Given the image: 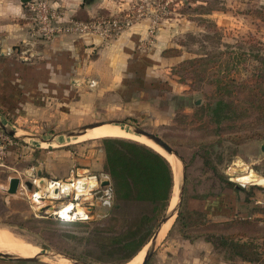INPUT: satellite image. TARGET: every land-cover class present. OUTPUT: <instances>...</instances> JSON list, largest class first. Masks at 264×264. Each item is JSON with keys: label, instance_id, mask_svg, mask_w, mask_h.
I'll list each match as a JSON object with an SVG mask.
<instances>
[{"label": "rangeland", "instance_id": "374dc122", "mask_svg": "<svg viewBox=\"0 0 264 264\" xmlns=\"http://www.w3.org/2000/svg\"><path fill=\"white\" fill-rule=\"evenodd\" d=\"M117 1L124 6L114 13L76 19L88 22L127 17L135 22L148 18L153 27L141 48L146 51L160 29L168 41L163 56L179 55L181 61L173 66L160 60L152 63L149 58V73L137 70L124 77L119 89L99 96L89 93L96 91L97 83L84 78L77 85L72 81L79 75L69 81L39 83L34 92L32 84L18 93L11 92L14 85L10 83L0 89V104L9 111L0 108L3 123L7 131H15L11 136L0 129V145L4 148L0 159V228L40 249L34 260L4 258L35 264H51L46 258H65L72 264H122L128 259L129 247L123 246L120 238L134 225L139 208L118 199L113 189L108 203L100 201L99 192L88 218L70 222L59 220L52 212L70 197L33 200L30 193L42 189L32 184L28 188L25 183L14 194L6 191L9 177L26 179L29 171L26 175L21 172L32 165L37 169L30 172L44 182L50 178L65 180L76 169L105 176L101 138L74 143H66L63 135L55 141L46 139L78 134L81 127L99 121H120L130 131L141 128L160 136L184 159L179 186L169 205V211H176L167 215V229L157 237L154 251L183 231L190 236L234 235V240L241 243V253L264 264V150L260 147L264 143V0ZM48 3L52 5L51 0ZM3 70L8 72L6 67ZM51 72L60 74L61 67H53ZM220 99L223 104L217 108L215 102ZM13 146L22 155L16 161L17 157L12 158ZM243 168L262 178L240 186L236 177ZM108 180L111 183L110 177ZM235 187L240 188L247 206L235 214L234 220L231 216L202 221L189 213V209H195L191 200H204ZM77 201L81 207L86 195ZM180 209L188 216L185 229L176 221ZM150 243L144 245V253ZM1 252L10 253L8 249Z\"/></svg>", "mask_w": 264, "mask_h": 264}, {"label": "crops", "instance_id": "0c3cea01", "mask_svg": "<svg viewBox=\"0 0 264 264\" xmlns=\"http://www.w3.org/2000/svg\"><path fill=\"white\" fill-rule=\"evenodd\" d=\"M51 3L53 7H63L62 11L65 15L74 19L90 18L104 12L114 13L124 6L117 0H51ZM150 23L148 18H141L110 38L105 37L100 31H93L85 34L68 32L45 40L33 33L26 3H22L21 0H0V89L10 83L14 85L11 92L18 93L21 90H28V86L32 84L31 91L34 92L39 83L53 80L69 81L73 75H79L72 81L74 80L77 85L84 78L97 83L96 91L93 90L89 93L99 96L107 90L119 89V83L124 80V77L127 79L137 70H141V73H149L148 64H151L148 61L149 58L152 63L155 60L173 66L179 63L181 61L179 55L163 56L162 51L168 47V41L164 31L160 29H157L155 37L150 40L149 51L141 48L146 44ZM4 67L8 72L3 70ZM53 67H61V73L53 74L51 72ZM15 93L12 95L16 97ZM0 108L2 112H9L8 108L6 109L2 104H0ZM0 121L4 122L1 112ZM11 150L12 158L17 157L15 161L18 160V156H22L18 147L13 146ZM31 157L32 155H28L27 158ZM35 168L37 169L32 165L21 173L26 175L28 171ZM18 178L20 181H26L28 177L26 176V179ZM244 200L239 189L227 188L218 195L190 202H194L192 208L203 210L207 217L214 220L228 219L243 210L247 206ZM0 264L35 263L19 262L0 256ZM146 264L255 263L238 259L226 260L221 253L213 248L210 242L203 238L189 240L175 235L166 239L153 252Z\"/></svg>", "mask_w": 264, "mask_h": 264}, {"label": "trees", "instance_id": "16d2710c", "mask_svg": "<svg viewBox=\"0 0 264 264\" xmlns=\"http://www.w3.org/2000/svg\"><path fill=\"white\" fill-rule=\"evenodd\" d=\"M261 59L264 60V57H261ZM222 104L223 100L220 99L215 102V107L218 108ZM100 138L105 153L107 174L111 179L115 196L139 208V211L135 214L134 225L128 229L127 234L120 238L123 246L129 247L130 250L128 259L122 263L125 264L151 239L166 216L173 197L175 176L168 159L154 148L121 137L108 136ZM180 159L184 160L181 156ZM234 189L238 190L240 188L235 187ZM215 195L218 194L211 196ZM189 210V213L199 216V220L207 221V219H210L203 210ZM235 216L233 215L231 219ZM240 218L246 220L250 217ZM187 219L188 216L180 209L176 221L181 222L182 228L189 225ZM181 236L189 240L203 238L210 242L213 248L221 253L226 260L234 261L238 259L252 263L257 261L238 250L241 243L234 240V235L230 237L225 234L190 236L186 231H183Z\"/></svg>", "mask_w": 264, "mask_h": 264}, {"label": "built area", "instance_id": "2783aa9c", "mask_svg": "<svg viewBox=\"0 0 264 264\" xmlns=\"http://www.w3.org/2000/svg\"><path fill=\"white\" fill-rule=\"evenodd\" d=\"M49 0H29L28 10L30 12V20L32 23V30L38 37L50 40L56 36L63 35L68 32H73L77 34H85L93 31H100L105 37L110 38L115 36L122 29L131 26L135 23L132 18H107L98 19L94 21L84 22L71 17H67L62 10L56 9L51 4L48 3ZM138 21V20H137ZM150 27V30H152ZM4 148L0 145V159L3 158ZM71 176L65 180L56 179H46V187L42 190H33L30 196L33 200L48 198V199H60L62 197H70L65 204L73 203L72 209L68 211V215H64L60 212L61 208L65 205L63 204L52 212L61 221L70 222L73 220H85L90 214V208L94 205L93 200L97 199L95 196L97 193L102 192V196L99 198L101 202L108 203V197L112 190L111 183L103 185L104 180H108L107 174L103 177H98L97 175H90L79 173L76 169L71 170ZM38 176L34 174L28 176V180L32 185L39 187ZM78 179H83L85 182V188L82 192H79L76 188V181ZM63 182L71 184L72 190L70 193L64 194L61 191ZM250 183H239L240 186L246 187ZM24 187V181H20L18 188ZM54 193H59L58 197ZM73 194V197H72ZM86 195V201L80 207L77 201L80 196ZM80 208V211L78 210ZM50 209V208H49ZM52 209V207H51ZM92 209V208H91Z\"/></svg>", "mask_w": 264, "mask_h": 264}, {"label": "bare ground", "instance_id": "6f19581e", "mask_svg": "<svg viewBox=\"0 0 264 264\" xmlns=\"http://www.w3.org/2000/svg\"><path fill=\"white\" fill-rule=\"evenodd\" d=\"M108 136H114V137H123V138H128L132 140H136L138 142L144 143L155 150H157L159 153H161L163 156H165L168 161L170 162L174 176H175V184L173 188V192H176V188H178L179 184V176H180V169H181V162L180 160L172 154H167L165 151H163L158 145H156L154 142H152L150 139L146 138L145 136L141 134L134 133L130 131L125 125L122 124H103L100 126H96L93 128H89L85 130L81 135L77 136L76 138H68L65 139L66 143H74L78 141H84L87 139H95V138H100V137H108ZM64 140V139H63ZM57 142H59L57 140ZM51 143V142H50ZM50 143L43 142L41 143L42 145H49ZM234 171H237L235 169ZM238 175L236 177V180L238 183H250V184H255L258 180H260L262 177L261 175L257 174L253 170H248L246 168L239 169L238 170ZM41 180V179H40ZM39 183L42 184V182ZM44 180V179H43ZM181 183V182H180ZM77 189L79 192H82L85 188V182L83 179H78L76 181ZM46 185H44L42 188L44 189ZM72 190L71 184L67 182H63L61 191L64 194L70 193ZM178 192V191H177ZM59 193H54L55 196L58 197ZM174 195V193H173ZM174 197V196H173ZM73 203H68L65 204L60 212L64 215H68V211L72 209ZM51 209V206L49 207ZM80 211V208H78ZM170 218L167 219L166 222H164L161 226V229L159 231L158 236L164 232L165 229H167V225L169 222ZM161 239V238H160ZM8 249L10 251V254H14L20 257H33L36 254L40 253V249L29 243L24 241L23 239L17 237L16 235L12 234L9 230L5 228H0V252L1 250ZM144 249L145 247L140 250L131 260H129L125 264H141L143 257H144ZM7 253V252H6ZM41 256V255H40ZM51 264H72L69 262V260L65 258H46Z\"/></svg>", "mask_w": 264, "mask_h": 264}, {"label": "water", "instance_id": "95a60500", "mask_svg": "<svg viewBox=\"0 0 264 264\" xmlns=\"http://www.w3.org/2000/svg\"><path fill=\"white\" fill-rule=\"evenodd\" d=\"M28 1L29 0H21L22 3H27ZM112 123L113 124H122L120 121H99V122L88 124V125H85V126L81 127V131L78 134H59V135H54L53 137H51L49 139H46V141L56 140L61 135H63V137L65 139H68V138L72 137L73 135H81L83 132H85V130H87L89 128H93V127L100 126V125H103V124H112ZM0 129H2L3 131L4 130L7 131L6 126L1 121H0ZM131 131L134 132V133H137V134H141V135L145 136L146 138L150 139L152 142H154L156 145H158L167 154L175 155L181 162V159L175 153L173 148L165 140H163L160 136H158V135H156V134H154L152 132H148V131H146L144 129H141V128H133ZM7 132L11 136H15V131L14 130H10V131H7ZM43 140H45V139H43V138L39 139V141H43ZM260 147H261L262 150H264V143L261 144ZM32 174L33 173L29 172L28 175H32ZM40 182H42V184L39 183V182H38V184H39V187L42 188L45 185V182H44V180L42 178H41ZM19 183H20V179L18 177H10L9 178L8 187L6 189L7 193L14 194L17 191V189H18ZM24 183L26 184V186L28 188H31V182L30 181H24ZM108 183H109V180H104L102 184L106 185ZM179 197H180V195H179ZM90 210H91V208H90ZM175 211H176V208H173L170 211H169V208H168L166 216L164 217V219L162 220V222L158 226L157 230L154 232V234L152 235V237L150 239V242H151L150 243V247L145 251V254H144V257H143V260H142L141 264H146L148 262L149 257L154 252L155 242H156V239L158 237V234H159V231L161 229L162 224L164 222H166L167 219H169V217L175 213ZM169 214H170V216H167ZM0 256H2V257H11V258L19 259V260H34L36 258L35 256H33V257H20V256H17V255L6 253V252H0ZM73 264H82V263L77 262V261H73Z\"/></svg>", "mask_w": 264, "mask_h": 264}]
</instances>
